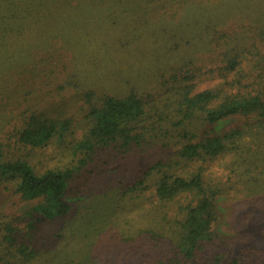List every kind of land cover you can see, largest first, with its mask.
Returning a JSON list of instances; mask_svg holds the SVG:
<instances>
[{"label": "trees", "instance_id": "trees-1", "mask_svg": "<svg viewBox=\"0 0 264 264\" xmlns=\"http://www.w3.org/2000/svg\"><path fill=\"white\" fill-rule=\"evenodd\" d=\"M82 3L112 43L106 58L122 68L127 48L146 49L145 66L99 93L71 79L79 122L34 109L0 137L1 190L28 204L0 220V264H264V249L221 232L218 209L264 193V0H0L4 82L91 60L96 38L75 49L41 26ZM50 144L54 163L25 156Z\"/></svg>", "mask_w": 264, "mask_h": 264}, {"label": "rangeland", "instance_id": "rangeland-1", "mask_svg": "<svg viewBox=\"0 0 264 264\" xmlns=\"http://www.w3.org/2000/svg\"><path fill=\"white\" fill-rule=\"evenodd\" d=\"M52 10L56 12L57 16L60 12L61 18L51 19L50 21L45 20L41 26L45 27L49 23V33L52 36L63 38L64 41L61 43L62 45L65 44L66 46L76 49L79 47V44L76 43V39L79 41L87 40L89 44V40L94 37L98 40V46L93 55H91V60L87 61L85 65L82 66L77 62L76 65L82 69L74 65L67 66L65 69L61 67L59 71L56 72L58 77H55V72L46 74L49 76L46 82H44L43 79H37L38 82L35 81L33 85L31 83L28 85L25 84L22 89H19L15 86L12 87V83L9 84V82H4L5 79L7 81V77H4L5 75L0 76V137L5 136V139H3L5 142L7 134L9 133V136L12 134L11 132L15 131V129L20 126L23 116L29 113L30 110L53 109L54 111L52 112H58L59 110L57 111V108H60L67 114H72L71 116H73L74 119L78 118L77 122H79L81 120V115L84 114V111L81 110L83 101L79 98L78 92L75 91L72 86L68 85L71 79L75 83H77L76 81L82 82L81 84L84 89L99 93L102 90L100 84L102 79L106 78L108 81H112V76H119L122 80L129 79L133 72L134 75H136V70L138 72L145 66V64L141 62V59L143 58V54L146 53V49L127 48L131 50V53H127L123 56L121 62L123 65L122 68L117 65L118 62L115 59L106 58L110 50L108 46L112 45V43L107 41L108 39H106V37L101 38L95 35V32L99 30V26L97 25L100 23L95 19L97 15L95 9L92 7L82 3L80 7H66V9L62 11L56 8ZM115 36L116 35H114V37ZM97 40L92 41L95 42ZM48 48L47 51L44 50L45 52L43 54L47 53L45 56L53 60L50 56L52 54H54V56L58 54L59 47L52 45ZM84 49H87V46L84 47ZM127 49L121 50L125 51ZM81 53L83 54L84 51ZM45 56L42 57L44 61L47 60ZM76 56L74 55V57ZM114 65L116 66L115 69H113ZM52 66L54 67V64H52ZM128 67H130V69ZM3 70H7V74L9 75L14 73L11 67ZM55 70H57V68H55ZM112 71H118L119 73L117 75H112ZM84 74L90 76L88 77L89 80L87 78L85 80L83 79L85 76ZM131 81H134V79L132 78ZM39 82L44 83V85ZM33 87L39 91H35ZM41 88L44 92H42ZM135 88L138 90L137 87ZM230 125L231 122L225 124L224 129L228 128ZM75 126L78 127V124ZM80 129V127L76 129L77 136L81 133ZM12 147L11 145L8 149L14 151L18 155L19 152ZM18 147L22 148L20 146ZM55 150L56 147L50 144L42 149L29 152L25 156H27L29 162L33 165L42 167V162L54 163L55 160H57L58 152ZM137 164L141 165L142 163L141 161H132L130 167L133 168ZM126 166L129 167L128 164L124 165V167ZM243 196L245 195L230 194L218 201L220 214L219 228L221 232L226 235H239L243 238H248V241L245 240L246 244H240L241 246L247 245L258 250L264 249V193L255 194V196L248 198ZM27 205L26 202H21L10 192L2 191L0 187V220L12 214H21L25 208L27 209ZM257 261V258L249 259L251 264Z\"/></svg>", "mask_w": 264, "mask_h": 264}]
</instances>
